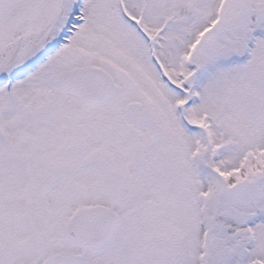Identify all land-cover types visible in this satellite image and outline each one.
<instances>
[{
	"label": "snow or ice",
	"instance_id": "snow-or-ice-1",
	"mask_svg": "<svg viewBox=\"0 0 264 264\" xmlns=\"http://www.w3.org/2000/svg\"><path fill=\"white\" fill-rule=\"evenodd\" d=\"M0 264H264V0H0Z\"/></svg>",
	"mask_w": 264,
	"mask_h": 264
}]
</instances>
